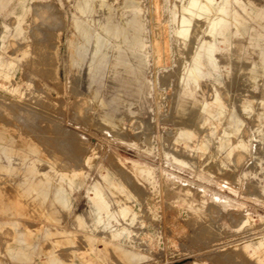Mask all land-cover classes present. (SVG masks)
Returning <instances> with one entry per match:
<instances>
[{
	"label": "rangeland",
	"instance_id": "374dc122",
	"mask_svg": "<svg viewBox=\"0 0 264 264\" xmlns=\"http://www.w3.org/2000/svg\"><path fill=\"white\" fill-rule=\"evenodd\" d=\"M46 27L59 81L41 77ZM98 179L111 208L99 223ZM262 235L264 0H0V264H264Z\"/></svg>",
	"mask_w": 264,
	"mask_h": 264
},
{
	"label": "crops",
	"instance_id": "0c3cea01",
	"mask_svg": "<svg viewBox=\"0 0 264 264\" xmlns=\"http://www.w3.org/2000/svg\"><path fill=\"white\" fill-rule=\"evenodd\" d=\"M136 43V42H135ZM205 63L206 64V59H202L200 58L199 61V67H201V64ZM204 65V64H203ZM42 78H52V79H59V75H58V70L56 71L55 69H53L52 73H44V75H41ZM59 81V80H58ZM43 84V83H42ZM44 85V84H43ZM45 87V86H44ZM46 88V87H45ZM49 91V90H48ZM182 110H184V108H181ZM221 115V113H220ZM116 122H119L120 117H114ZM204 121H206V118H204ZM86 164L90 165L91 164V157H87L86 158ZM135 167L137 168V170L139 172H142L143 176L147 179L149 185L151 186V188L156 189L157 187V182L154 179V175L153 172L146 166L143 165L141 163H136L134 164ZM148 170L151 172V175L148 174ZM101 176H105V173H101ZM95 185V186H94ZM91 190H93L96 194L95 196V206H96V212H95V221H97V223L102 222L103 220H105V218L109 215L111 208H110V204L108 202V198L105 194L104 189L101 187V183L100 180H96L92 185H91ZM157 191V190H156ZM70 198L68 199V202L64 205L66 208H68L70 206ZM116 202H119V207L117 208L118 213H121L122 215H134V211L131 208V204L126 202H122V200L120 198H118L116 200ZM61 203L62 200H61ZM60 207V205H59ZM5 215V214H4ZM91 213H89L88 211H83L82 213L78 214L75 219H74V223L78 226H83L84 222L86 221V217L90 216ZM54 221H59V219H55ZM110 222V221H109ZM52 230V231H51ZM38 230H28L27 228H25L24 230L20 231V237L22 240H24L26 242V244L29 247H33L35 245V243H29L30 240H33V237L37 236L36 234ZM61 231V230H58ZM57 229H53L51 227H46L45 228V235L47 236H51V234L53 235H57L58 234ZM52 232V233H51ZM57 233V234H56ZM34 244V245H33ZM7 250L15 257L21 258L23 260L28 261V256H29V251L26 249L21 248H16L14 249L12 246L7 247ZM49 261L51 264H55L58 262L57 258L52 256V258H49Z\"/></svg>",
	"mask_w": 264,
	"mask_h": 264
},
{
	"label": "bare ground",
	"instance_id": "6f19581e",
	"mask_svg": "<svg viewBox=\"0 0 264 264\" xmlns=\"http://www.w3.org/2000/svg\"><path fill=\"white\" fill-rule=\"evenodd\" d=\"M47 10H49V8H47ZM48 12V11H47ZM40 18H37L36 16L34 17V21H35V23L39 20ZM21 30H22V27L20 26V32H21ZM38 31H39V34H40V40H41V42H42V44L46 47V54H45V62H46V64H48V69H47V73H52L53 72V69H52V63H53V58H51V57H53V55L58 51V49H59V41H60V37L58 36V43H55L54 42V37H53V34H52V32H51V30L48 28V27H46V28H44V29H41V28H39L38 29ZM53 41V42H52ZM96 42H97V44H96V46L98 47V48H103V47H105L106 46V44H107V40H103L100 36H98L97 38H96ZM11 45H12V48H13V52L15 53L16 51H17V49L19 48V44H18V42H17V40L16 39H12V41H11ZM100 49H97V50H95L96 51V53H98V52H100L101 50ZM31 55V54H30ZM38 55V54H37ZM107 55H108V50L106 51V52H102V57H101V59L102 60H104V59H106L107 58ZM31 58V57H30ZM199 61H200V58H197V60H196V67L198 68L199 67ZM116 63L117 62H115V65H116ZM127 73H131V70L130 69H128L127 70ZM7 75V74H6ZM9 75V74H8ZM2 77V76H1ZM8 77V76H7ZM25 80H27V82H28V84L30 85L29 86V88L30 89H32V92H34V93H38V94H42V95H45V97L46 96H48V97H52V95L49 93V91L47 90V89H45V87H44V85L42 84V82L40 81V80H38V79H36V78H28V76H22ZM3 78V77H2ZM15 80V79H14ZM23 80V79H22ZM22 85V84H21ZM24 88V87H23ZM12 91V90H11ZM28 91V90H27ZM14 92V91H13ZM31 92V93H32ZM42 95H40V96H42ZM32 96V95H31ZM37 96V95H36ZM2 97V96H1ZM29 97H30V95H29ZM33 97V96H32ZM38 97H39V95H38ZM47 98V97H46ZM36 98H34V100H35ZM48 99H51V98H48ZM47 99V100H48ZM30 100V99H29ZM45 100V99H44ZM61 101V100H60ZM41 102V101H40ZM52 102V101H51ZM3 103V102H2ZM11 103V102H10ZM46 103V102H45ZM44 103V104H45ZM61 103V102H60ZM47 104V103H46ZM49 104H52V103H49ZM39 105V104H38ZM24 106V105H23ZM26 108V107H25ZM29 108V107H28ZM56 108V107H55ZM32 109V108H31ZM47 109V108H46ZM60 109V108H59ZM40 110V109H39ZM185 110V109H184ZM2 111V110H1ZM41 111V110H40ZM50 111V110H49ZM10 112V111H9ZM18 112V111H17ZM38 112V111H37ZM43 112V111H42ZM47 112V111H46ZM60 112V111H59ZM62 113V112H61ZM14 114V113H13ZM34 115V114H33ZM37 115V114H36ZM41 115V114H40ZM38 116V115H37ZM61 116V115H60ZM2 117V116H1ZM34 117V116H33ZM53 117V116H52ZM36 118V117H35ZM47 118V117H46ZM120 120H122V119H120ZM119 120V121H120ZM29 121H31V120H29ZM57 121V120H56ZM55 122V121H54ZM52 123V122H51ZM40 125H42L41 123H40ZM52 127V126H51ZM36 128V127H35ZM51 129V128H50ZM66 129V128H65ZM62 130V129H61ZM64 130V129H63ZM66 130H69V129H66ZM36 132V131H35ZM63 132V131H62ZM67 132V131H66ZM70 132V131H69ZM49 133V132H48ZM63 133H65V132H63ZM72 133V132H71ZM70 133V134H71ZM57 135V134H56ZM61 135V134H60ZM77 135V134H76ZM137 135V134H136ZM135 135V136H136ZM40 136V135H39ZM64 136V135H63ZM68 136V135H67ZM70 137V136H69ZM42 138V137H41ZM62 138H64V137H62ZM74 138V137H73ZM46 139V138H45ZM78 139H80L81 140V138H78ZM72 140V139H71ZM73 140H75V138L73 139ZM147 140V139H146ZM145 140V141H146ZM43 141V140H42ZM69 141V140H68ZM75 141H77V138H76V140ZM43 142H45V141H43ZM71 142V141H70ZM50 143H52V142H50ZM73 143V142H72ZM76 143V142H75ZM82 143V142H81ZM149 143H151V141L149 142ZM153 143H154V141H153ZM47 144V143H46ZM71 144V143H70ZM152 144V143H151ZM79 145V144H78ZM87 145V144H86ZM44 146V145H43ZM70 146H72V145H70ZM47 147H49V146H47ZM85 147V146H84ZM54 148V147H53ZM70 148V147H69ZM72 149V148H71ZM79 149H81V148H79ZM157 149H159V148H157ZM59 150V149H58ZM67 150H68V148H67ZM74 150H76V149H74ZM61 151V150H60ZM72 151H73V149H72ZM68 152V151H67ZM71 152V151H70ZM74 152V151H73ZM79 152V151H78ZM77 153V152H76ZM75 155V154H74ZM77 155V154H76ZM67 157V156H66ZM78 157V156H77ZM52 158V157H51ZM81 158V157H80ZM65 161V160H64ZM74 172V171H73ZM148 174L149 175H151V172L148 170ZM83 181H84V175H73V176H71L70 175V177H69V180H68V182H69V184L70 185H75V184H82L83 183ZM167 183V182H166ZM69 185V186H70ZM95 186V185H94ZM135 189V188H134ZM138 189V188H137ZM137 191V190H136ZM251 194V193H250ZM68 193L65 191V190H63L62 191V193H61V199L60 200H62V204H66L67 202H68ZM4 197V196H3ZM70 201V200H69ZM126 203V202H125ZM6 205V204H5ZM210 206V205H209ZM8 207V206H7ZM10 209V208H9ZM243 212V211H242ZM241 214V213H240ZM244 214V213H243ZM231 216V215H230ZM247 216V215H246ZM256 216V215H255ZM244 217V216H243ZM248 217V221L249 222H251L252 220V218H251V216H247ZM241 218H242V216H241ZM231 219V218H230ZM237 219V218H236ZM254 219V218H253ZM232 220V219H231ZM256 220V219H255ZM259 220V219H258ZM233 221H234V219H233ZM257 221V220H256ZM235 222V221H234ZM233 222V223H234ZM239 222V221H238ZM237 222V223H238ZM253 222V221H252ZM200 227V226H199ZM204 228V227H203ZM59 230V229H58ZM57 230V231H58ZM52 231V230H51ZM200 231V230H199ZM203 231V230H202ZM52 233V232H51ZM61 233V232H60ZM202 233V232H201ZM57 234V233H56ZM54 235V234H53ZM241 238V237H240ZM258 240H260V244H263L264 243V235H262V236H260L259 237V239ZM34 245V244H33ZM124 254H125V256L128 258V259H135L136 258V255L135 254H133V253H131V252H124Z\"/></svg>",
	"mask_w": 264,
	"mask_h": 264
}]
</instances>
